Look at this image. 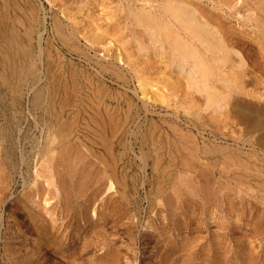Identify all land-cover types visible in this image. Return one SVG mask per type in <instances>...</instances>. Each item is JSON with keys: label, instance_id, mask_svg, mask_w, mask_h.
<instances>
[{"label": "rangeland", "instance_id": "rangeland-1", "mask_svg": "<svg viewBox=\"0 0 264 264\" xmlns=\"http://www.w3.org/2000/svg\"><path fill=\"white\" fill-rule=\"evenodd\" d=\"M1 1L0 264H264V129L243 131L234 106L264 102L259 0H180L244 62L222 66L248 89L225 86L219 112L171 67L168 24L158 43L138 21L166 0ZM48 75L81 137L34 166L52 129Z\"/></svg>", "mask_w": 264, "mask_h": 264}, {"label": "bare ground", "instance_id": "bare-ground-1", "mask_svg": "<svg viewBox=\"0 0 264 264\" xmlns=\"http://www.w3.org/2000/svg\"><path fill=\"white\" fill-rule=\"evenodd\" d=\"M183 1H180V0H166L164 3H162V5L160 4L161 8H160V12H159L158 15L157 14H151V13H145V14L139 13L138 21H139V23H141L143 25V27L145 29L149 28L150 30H152V33L150 32L151 33V37L153 39H155L158 43L161 42V40L159 39V30L161 29L160 24H162L163 21H165L168 24V26H169L168 27L169 34H168V31H167V33L164 34V35L166 36L165 39L166 38L168 39L167 40V47H168V49L170 51L169 52L170 53L169 57H170L171 67L173 69H175L176 71H178V72L184 73L187 76V82H188L187 85L193 91H195L196 93L201 94V96L203 95L202 98L204 97V107L206 109H209V110H211L213 112H219V111H221L223 109L224 105L227 103L226 101H227L228 95H231L230 92H227L228 90L226 92L224 91L225 86L227 88H229V90H230V88H234V90L237 91L236 90L237 88H235L234 86H235L236 83L238 84L239 81L237 80V82H235V84H234L233 81H235V79H237L238 77L235 78L233 76L234 78L233 77L231 78L229 76L230 78H228L226 73L222 69L223 68L222 66L226 65V62L227 63L231 62L230 59L228 61L229 55H230L231 60L233 62H235L238 59V58L234 59V57L230 54V53H232L234 55L236 53V51L234 49L232 50V48H229V47H233L232 44L230 46V44H225V43H227L226 41H222L221 40V37H220L221 33L218 36V33H216L215 30L212 28L213 25H210L211 23L209 24L208 22H206L207 19H205L206 21L202 20V18H200V16H198L199 14L198 15L195 14V11L192 8H189L190 4L187 5L186 3H183ZM1 2H3V1H1ZM258 2H260L261 4L260 3L259 4L264 7V0H259ZM64 3L65 2H63V4ZM4 4L5 3L3 2V8L0 9V28L7 23V16H6L7 15V11H6L7 9H5L6 8V4L5 5ZM257 7H258V5H257ZM20 11H21V9H20ZM31 17H32V14H31ZM18 20H19V18H18ZM33 21H31V22H33ZM34 22L36 23L37 20H35ZM32 24L30 23L31 26H32ZM30 25L28 27H31ZM163 26H164V24H163ZM4 28H5V26H4ZM5 32L6 31H4V33ZM217 32H218V30H217ZM1 33L2 32H0V34ZM0 37H1V35H0ZM223 38H225V37H223ZM30 39H31V37H30ZM107 39H108V37H107ZM165 39H164V41H165ZM138 49H139V47H138ZM233 51H234V53H233ZM55 54L57 55V53H55ZM232 57H233V59H232ZM261 60H263V59H261ZM233 62H231V63L233 64ZM188 63H190V64L188 65ZM235 63L238 64V66L239 65H244V62H243L242 58H241V60L236 61ZM255 64H257V63H255ZM257 65L259 66V64H257ZM262 65H263V63H262ZM225 67H227V66H225ZM225 67H224V69H225ZM256 68H257V66H256ZM262 68H263V66L261 67V69ZM257 71H258V69H257ZM259 71H260V73H262L261 70H259ZM233 72H235V71H233ZM241 75H242V73H241ZM249 75H250V73H249ZM57 76L59 77L60 75H57ZM242 76L245 78V75H242ZM1 77H3V76H1ZM48 77H49V75H48ZM58 77L54 78V77L51 76V77H49L48 82H46L47 86L51 87V95H50V98L48 100V107L51 110V116H52L53 119L49 120L48 123L50 124V127H52V129H50L48 131V134H47L48 139H47V141H45V143L42 146L39 145L40 141L37 143V147H38L37 157L38 158L36 159V163H35L34 166H36L38 161L43 159L44 156L47 153L49 154L48 156L52 155L49 152H50V149H53V146H52V148H50V145L54 142V140L56 141L57 138L58 139L59 138L60 139L61 138H65L66 139L67 137L72 136L71 138H68V139H72L73 138L74 141H75L76 139H79L81 137V135H80L81 130L73 128V127H76V125L74 124V121L71 118L72 116H74L73 112H74V108H75L74 106L76 105V103L73 102L74 101L73 98H75V97L71 98L73 100L69 102V100L63 96L65 99H62L63 97L60 98L61 101H59V103L57 102V105H56V99L60 96V91H62L63 93H66V91H67V87L65 86L63 81L60 78H58ZM2 80H3V78H2ZM260 81H261V79H260ZM242 82L245 83V81H242ZM145 83H147V82H145ZM145 83H143L144 85L139 83L140 85H143V87H144L142 89V92H143V90L148 88ZM248 84H251L250 85V87H251L254 83H248ZM140 85H139V87L141 89ZM243 85H245V84H243ZM243 85L240 83V86H243ZM245 86L248 89L247 82H246ZM152 87H154V85L151 84L148 89H151ZM246 87H244V89H246ZM156 89H157V87H156ZM238 89L240 90V88H238ZM241 90H242V87H241ZM251 90L253 91L254 89L252 88ZM145 91H144V93L146 94ZM252 91H250V92H252ZM66 94H68V93H66ZM254 94H255V92H254ZM41 95H43V94L41 93ZM69 95H71V94L69 93L67 96H69ZM72 95L74 96L75 94H72ZM257 95H259V94H257ZM261 96L262 95L260 93V96H257V98L258 97L260 98ZM262 97H264V96H262ZM85 99H87V98H85ZM37 100H38V97H37ZM258 102H259L258 104L254 103V102H248L246 105L236 102L235 105H234L235 106V113H236V116H237V120L239 121L240 125L241 124L244 125V128H243L244 130L243 131H247L246 133L251 132V131H255V130H259V129H264V102H261V101H258ZM105 111H106V113H108L106 109H105ZM76 112H78V111H76ZM212 115H214V114H212ZM107 117H109V116H107ZM84 123H86V122H84ZM84 126H85V124H84ZM84 129H88L89 131H91V132L93 131L94 132V130H92V128H90L89 125L85 126ZM82 137H83V134H82ZM63 141H64V139H63ZM261 142H263V143H261V147L264 148V135L262 137V141ZM66 143L68 144V141ZM82 145H84V143ZM55 146H57V145H55ZM69 146H71V143L69 144ZM63 148H64V150L66 149L65 147H63ZM75 152H77V151H75ZM56 154H57V152H56ZM92 154L94 155V153H92ZM52 156H54V154ZM59 156H60V154H59ZM47 161H49V160H47ZM42 162L44 163V161H41V163ZM59 162H61V161H59ZM256 171H257V169H256ZM34 172H35V176L38 175V171L37 170L34 171ZM26 174H28V173H26ZM20 176H21V172H20ZM29 176H27V177H29ZM22 182H23L22 184H25V178L24 177H22ZM51 182L52 181H50L49 179H46L45 183L47 185H50ZM109 187H111V184L109 185ZM46 193H47V191H46ZM46 193L43 194L42 197H40L35 192L32 195L31 199L35 200V201H36V199L37 200H42V202H44V204H47V203H49L48 202L49 200L46 199V197H45V195L47 196ZM93 215H94V213H93Z\"/></svg>", "mask_w": 264, "mask_h": 264}]
</instances>
